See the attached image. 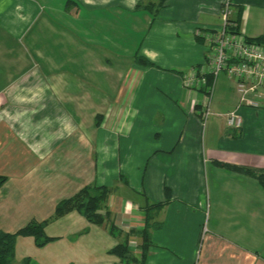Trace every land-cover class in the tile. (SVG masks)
<instances>
[{"label":"crops","instance_id":"1","mask_svg":"<svg viewBox=\"0 0 264 264\" xmlns=\"http://www.w3.org/2000/svg\"><path fill=\"white\" fill-rule=\"evenodd\" d=\"M138 1L0 0V230L47 219L51 238L18 236L11 264H264V188L223 165L264 169V87L247 94L251 105L225 71L184 83L209 60L224 4L253 38L264 34V0H165L154 19ZM62 57L106 72L110 92L90 94L94 75L62 91ZM88 185L111 187L104 222L77 210L52 217ZM159 202L142 260L137 232ZM124 241L136 260L110 251Z\"/></svg>","mask_w":264,"mask_h":264},{"label":"trees","instance_id":"2","mask_svg":"<svg viewBox=\"0 0 264 264\" xmlns=\"http://www.w3.org/2000/svg\"><path fill=\"white\" fill-rule=\"evenodd\" d=\"M165 0L149 1L145 4L142 0L138 1L137 6H141L152 13V18L154 19L155 12L163 6ZM232 28L238 30L237 22L231 20ZM253 41L264 43V34L253 38H247ZM136 60L142 64L152 65V63L142 56H136ZM229 169L236 170L240 173L250 175L258 180L260 185L264 188V169H251L247 167L237 166L233 164H223ZM5 181V177L0 175V187ZM111 192V187L106 185H88L82 187L74 195L60 200L54 210L52 217H58L70 210H77L82 213L88 221L92 223H102L106 219V215L101 214L99 210L102 208L108 194ZM168 190L166 188V195H168ZM163 203L159 202L156 204L148 206L146 208L145 225L142 230L138 231L137 234L142 238V260L145 256V250L149 242V212L153 207H160ZM47 219L42 221L30 220L25 225L14 231H4L0 230V264H11L14 258V247L16 238L20 235L32 236L35 240L36 245L42 246L51 238L45 234L44 228L47 224ZM112 253L117 254L124 260L137 259L134 257L126 241L116 244L111 250Z\"/></svg>","mask_w":264,"mask_h":264},{"label":"built area","instance_id":"3","mask_svg":"<svg viewBox=\"0 0 264 264\" xmlns=\"http://www.w3.org/2000/svg\"><path fill=\"white\" fill-rule=\"evenodd\" d=\"M229 15V5L225 3L221 26L207 36L211 46L209 60L202 68L191 69L184 83L188 87H200L206 82V74L215 78L220 72L225 71L235 79L241 99L246 104L257 105L255 101L247 97V94L264 87V43L247 39L232 28ZM198 73L200 77L197 76ZM203 106L201 115L205 120L210 114L209 101H206ZM228 123L238 125V115L231 112Z\"/></svg>","mask_w":264,"mask_h":264},{"label":"rangeland","instance_id":"4","mask_svg":"<svg viewBox=\"0 0 264 264\" xmlns=\"http://www.w3.org/2000/svg\"><path fill=\"white\" fill-rule=\"evenodd\" d=\"M124 26H125L126 34L128 37V38H125L126 39L125 45L130 47V44L128 43V41L132 40L133 42H135L136 36L134 34L135 30H133L135 28L130 23H128V21H126V23L123 25V27ZM141 31H142V28H141ZM139 34L140 33H138L136 35L138 36ZM98 46H100V45H98ZM68 53H71L73 55L74 52L72 50H70ZM60 60H61L60 63H58L56 66H54V71L58 72V74L60 75V78L63 82L62 91L70 92L72 90L71 87H73V86H71L72 84L70 83V82L74 81V79L71 78L72 76H77L78 80L83 81L82 83L85 84V82H86L87 84H89L90 77H92V75H94L95 82L93 81L92 82L93 85H89L90 87L87 86L88 87L87 90L90 92V94L93 92L92 94L94 96H100L101 92H104V93L110 92L109 89H106V87L102 86V88H101V86H100L101 80L103 81L104 78L106 77V74H107L106 72L105 73L104 72L86 73V72H84L83 68H78L81 66H76L75 64H71L68 61H66L65 58L62 57ZM110 109H112V108H110ZM102 116L103 115L101 113H99V112L96 113L95 118H94V125H93L94 129L99 128L101 126ZM239 203L243 204V202H239ZM260 203H261V201H258V204H260Z\"/></svg>","mask_w":264,"mask_h":264}]
</instances>
